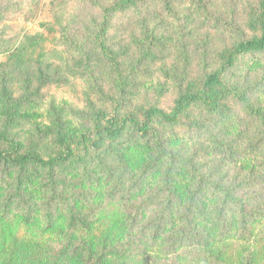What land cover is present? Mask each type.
I'll list each match as a JSON object with an SVG mask.
<instances>
[{
  "label": "rangeland",
  "instance_id": "374dc122",
  "mask_svg": "<svg viewBox=\"0 0 264 264\" xmlns=\"http://www.w3.org/2000/svg\"><path fill=\"white\" fill-rule=\"evenodd\" d=\"M90 1L0 0V98L9 97L15 102L32 95L39 83L40 65L51 81L40 95L18 108V114L26 112L28 117L24 120L18 117L12 125V133L21 141L24 151L34 149L45 158L53 157L60 150L49 136L54 116H58L74 141L77 157L88 159L93 166L89 176L83 174L78 164H66L54 170L52 179L46 171L31 172L30 184L24 191L35 220L30 226L25 220L12 223L21 224L16 228L13 225L12 236L6 237L1 230L4 223L0 220V241L19 243L21 255L14 264H81L77 259L83 250L92 246L93 252H98L104 244L111 248L108 252L113 253L104 264H202L204 242L193 243L189 237H183L184 226L179 215L163 222L164 199L161 195L153 199L158 194L159 175L140 171L145 153L131 147L125 136L105 142L99 151L85 144L81 136L91 131L92 118L100 111L139 114L148 106H156L170 112L179 90L203 79L208 69L202 63L205 52L213 55L241 38L258 35L253 20H257L260 0H204L208 12L196 7L193 0H175V16L164 9L163 3H155L156 12L150 13L151 19L146 22L155 27L162 39L152 48L154 59L146 64L139 59L145 50L146 38L137 17L115 18L109 44L118 56L121 78L126 80L123 91L118 89L111 74L109 60L96 51L92 43L98 38L95 26L99 17ZM110 2L103 0L105 5ZM253 61L250 66L231 71L227 77L229 84L254 83L261 79L264 56ZM185 63L189 65L188 75L183 78ZM161 87L168 88V93H163ZM124 97L125 100L121 99ZM260 99L264 105V94ZM235 103L232 101L230 105L234 113H239L240 107ZM9 108L10 105L2 107L4 113ZM4 113L0 111L1 116ZM235 122L215 120L194 108L181 118L174 130L165 128L162 132L171 146L181 149L186 156H196V162L204 170L212 171L216 178L224 176L225 183L245 184L263 172L264 160L253 149L250 131ZM208 125L230 145L229 152L216 149L210 142L206 133ZM35 129L40 136H33ZM100 161L113 170L115 178L124 174L122 182L125 184L115 194L116 198L110 194L113 180L105 179ZM15 178V172L0 168V203L13 194ZM53 183L58 186L60 198L54 208L58 224L54 230L40 220ZM263 188L264 179H260L249 190L256 192ZM180 190L183 194L178 197L187 195L188 185L181 183ZM63 199L72 200L71 205L79 217L77 224L69 223ZM207 204L209 208L216 206L211 198ZM136 213L139 223L130 225ZM21 225L24 228L20 229ZM201 226L199 230L204 234L212 233L208 222H202ZM113 228H117L118 238L111 237ZM263 233L264 221L254 226V236ZM214 236V249L223 250L221 262L239 264L243 256H248L251 243L239 240L237 235L222 237L219 233ZM253 255L251 259H259L264 264V256L261 259ZM8 260L9 257L7 261L1 259L0 264H8Z\"/></svg>",
  "mask_w": 264,
  "mask_h": 264
},
{
  "label": "trees",
  "instance_id": "16d2710c",
  "mask_svg": "<svg viewBox=\"0 0 264 264\" xmlns=\"http://www.w3.org/2000/svg\"><path fill=\"white\" fill-rule=\"evenodd\" d=\"M108 5L103 0H91L89 2L99 17V23L95 26V34L98 38L93 40L96 51L109 60L111 74L114 75L119 90H124L126 80L121 78L122 74L119 69L118 56L113 53L109 44V34L114 27V19L130 15L137 17V22L141 25L142 32L145 34V50L139 58L143 64L153 60V46L157 47L162 39L157 35L155 27L147 23L151 17L150 13H155V3H163L164 9L175 16V0H110ZM194 5L202 11L208 12V6L204 0H193ZM150 5V7H149ZM149 7V8H148ZM164 17L165 16V12ZM256 23L258 35L250 38H241L234 45L216 51L213 55L204 53L203 64L206 72L200 82L188 84L187 89L179 90L178 98L174 102V107L167 112L156 106H148L139 114L107 113L100 111L92 118V128L90 132L82 134L81 138L85 144H89L90 148L99 151L103 148L104 143L109 141L127 137L129 145L137 148L145 153L144 166L140 170L142 174L152 173L159 175L158 194L153 199L162 196L163 203V222L171 216L179 215L184 226L181 234L185 239H192L193 243L202 240L205 249V258H202V264H225L221 262L223 250L213 247L216 236L214 234L221 233L223 237L236 236L241 241L252 244L249 246V254L242 257L239 264H263L259 259H251L264 256V233L260 236H254V226L264 221V188L263 190L251 192L249 189L255 186L256 182L264 179L263 172L253 180L239 184L225 183L224 176L216 178L212 171H206L203 166L196 162V156H186L181 149L171 146L164 138L162 129H175L180 124L181 118L194 108L200 109L208 117L215 120H222L225 123L237 124L242 123L248 131H250V142L253 149L258 153L259 157L264 160V105L261 103V95L264 94V72L261 79H257L254 83L235 82L229 84L227 77L231 71L245 68L252 65L255 61L253 58L264 56V0H260L259 12L256 14ZM155 49V48H154ZM212 56L211 59L209 56ZM209 58V59H208ZM253 61V62H252ZM250 62V63H249ZM40 64L43 62L39 61ZM39 79L36 91L23 99L13 102L0 98V111L4 113L2 107L10 105L8 112L4 116L0 115V168L16 173L14 179L15 184L12 186L13 194L0 203L1 227L3 236H12L14 222L25 220L27 224L35 220L33 216V207L30 202L25 200V189L30 184V173L33 171L48 172V178L54 170L64 167V165L78 164L81 166L83 174L89 176L93 169L89 165L86 158H78L75 152V144L67 129H65L60 117L54 116V122L51 123L52 133L49 139L60 150L53 157L45 158L37 150L31 149L24 151L21 141L16 134H13L11 128L13 123L18 119H26V112L18 114V108L26 103L31 102L32 97L40 95L43 89L51 85V81L47 78V72L40 65ZM188 63H185L182 69V77L188 75ZM213 69L211 72L209 70ZM130 85V84H129ZM163 93H168L166 87L160 88ZM125 100L124 98H121ZM240 107L239 113H234L231 102ZM242 114V117L240 116ZM19 115V116H18ZM199 125V123L197 124ZM201 125V124H200ZM208 138L216 149L223 152H229L230 145L226 144L220 136H216L212 132V127H206ZM174 132V131H173ZM202 133H198L200 135ZM38 130L33 131V136H40ZM88 161V162H87ZM102 161H100L101 163ZM103 167V175L105 179L111 178L110 194L116 198L115 194L125 184L122 182L124 174L115 178L113 170L102 162L99 164ZM100 167V166H99ZM100 169V168H99ZM101 175V176H103ZM185 183L188 185L187 195L180 193V185ZM252 183V184H251ZM251 186L250 188L245 186ZM192 187V188H191ZM248 188V189H246ZM58 186L53 183L50 186V196L45 203L46 211L40 219L44 226L49 229H55L58 224L55 220L54 208L60 203ZM246 190V192H245ZM186 195V196H185ZM214 200L216 206L209 208L207 200ZM52 200V201H51ZM56 201H59L58 203ZM67 209L66 217L71 225L79 222V217L71 205V199L62 200ZM166 203V204H165ZM11 213H14L11 217ZM118 215V214H117ZM136 216L131 220L130 225L139 223ZM12 219V222H9ZM39 218L35 222H40ZM208 222L212 233L204 234L199 230L202 222ZM127 227V224L123 226ZM122 232L125 231L124 228ZM202 227V226H201ZM20 229L24 228L22 225ZM130 228V226H128ZM113 228L111 237L118 238L119 232ZM8 230H11L9 233ZM50 232V230H48ZM159 231V230H158ZM143 234V231H139ZM235 233V234H233ZM231 235V236H230ZM189 237V238H188ZM10 242V243H9ZM0 241V260L7 261L8 264H14L21 255L19 243L13 241ZM172 243L175 245V236L172 237ZM73 245V244H71ZM111 248H107L104 244L98 252H93L92 246L83 250L82 255L78 256L81 264H104L103 261L107 257L112 256V252H108ZM97 255V256H96ZM236 264L235 262H229Z\"/></svg>",
  "mask_w": 264,
  "mask_h": 264
}]
</instances>
